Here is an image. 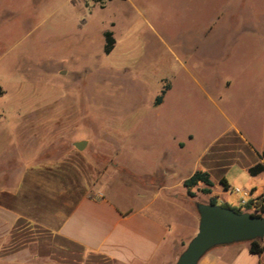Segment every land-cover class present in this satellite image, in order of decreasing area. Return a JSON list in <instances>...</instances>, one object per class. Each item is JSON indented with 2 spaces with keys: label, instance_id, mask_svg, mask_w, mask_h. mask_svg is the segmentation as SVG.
Instances as JSON below:
<instances>
[{
  "label": "rangeland",
  "instance_id": "374dc122",
  "mask_svg": "<svg viewBox=\"0 0 264 264\" xmlns=\"http://www.w3.org/2000/svg\"><path fill=\"white\" fill-rule=\"evenodd\" d=\"M263 72L264 0H0V170L63 159L136 203L163 182L173 140L190 134L193 157L229 121L260 135ZM226 179L219 202L238 208L248 176L233 167Z\"/></svg>",
  "mask_w": 264,
  "mask_h": 264
},
{
  "label": "crops",
  "instance_id": "0c3cea01",
  "mask_svg": "<svg viewBox=\"0 0 264 264\" xmlns=\"http://www.w3.org/2000/svg\"><path fill=\"white\" fill-rule=\"evenodd\" d=\"M260 76L264 79V72ZM192 140L190 134L173 140L177 152L162 170L163 182L149 193L137 192L133 204L107 187L98 190L83 173L82 165L68 164L66 169L63 159L48 165L23 166L21 162L1 169L0 183L10 180L14 171L17 176L9 191H0V263L175 262L179 250L198 229L196 203L186 195L183 185L189 176L206 172L213 183L202 203H208L210 197L217 205L226 203L219 202V195L229 188L226 175L233 167L248 176L249 200L264 191V185H259L264 170L257 175L249 173L255 165L264 167V121L255 138L236 121H229L224 129L209 135L198 154L187 157L186 147ZM143 175L150 178L154 174ZM237 244L210 249L198 264H260V257L249 252V244L243 248L235 247Z\"/></svg>",
  "mask_w": 264,
  "mask_h": 264
},
{
  "label": "water",
  "instance_id": "95a60500",
  "mask_svg": "<svg viewBox=\"0 0 264 264\" xmlns=\"http://www.w3.org/2000/svg\"><path fill=\"white\" fill-rule=\"evenodd\" d=\"M85 140L75 142L78 151L86 147ZM197 233L189 240L175 264H198L210 249L217 246L250 242L264 238V217L250 212L236 213L234 209L210 203H197Z\"/></svg>",
  "mask_w": 264,
  "mask_h": 264
},
{
  "label": "trees",
  "instance_id": "16d2710c",
  "mask_svg": "<svg viewBox=\"0 0 264 264\" xmlns=\"http://www.w3.org/2000/svg\"><path fill=\"white\" fill-rule=\"evenodd\" d=\"M105 46L104 51L106 53H110L113 49L114 40L112 39L113 35L111 32L107 31L105 32ZM159 103L161 102V97L157 99ZM262 170H264V167L262 164L255 165L249 170V173L251 175H257ZM200 184H203L205 189L203 192L209 193L210 187L213 186L212 181L209 178V175L206 172L197 171L193 175L189 176L186 180H184L183 185L186 187V194L187 196L191 197V199L194 197V193L192 190L197 188ZM212 205H217V201L215 198L210 197L209 202ZM224 207L232 208L236 213L243 212V210H252L253 212L251 214L255 216H260L264 213V191L261 193V195L256 199H250L248 200L244 205H239L238 208H234L229 206L227 203L221 204ZM263 239H257L250 241L249 244V252L251 254H254V256L260 257L264 253V245H263Z\"/></svg>",
  "mask_w": 264,
  "mask_h": 264
},
{
  "label": "built area",
  "instance_id": "2783aa9c",
  "mask_svg": "<svg viewBox=\"0 0 264 264\" xmlns=\"http://www.w3.org/2000/svg\"><path fill=\"white\" fill-rule=\"evenodd\" d=\"M234 194L238 195L239 198V205H244L250 198V193L248 192V190H241L236 188L234 191Z\"/></svg>",
  "mask_w": 264,
  "mask_h": 264
}]
</instances>
